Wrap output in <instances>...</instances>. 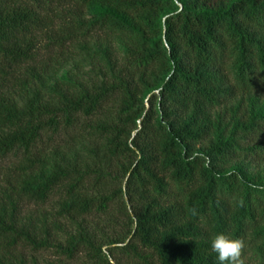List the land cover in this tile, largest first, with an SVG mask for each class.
Here are the masks:
<instances>
[{
    "label": "trees",
    "instance_id": "16d2710c",
    "mask_svg": "<svg viewBox=\"0 0 264 264\" xmlns=\"http://www.w3.org/2000/svg\"><path fill=\"white\" fill-rule=\"evenodd\" d=\"M66 6L89 15H71L85 33L122 40L118 67L107 48L92 52L110 81L59 93L55 104L27 87L21 104L7 98L13 72L33 58L30 37ZM0 76V159H18L21 197L45 203L58 194L69 219L105 214L114 195L125 198L130 242L154 264H217V233L243 240L241 264H264V168L239 159L256 151L241 146L245 138L264 129V108L250 95L264 92V0H0ZM237 93L248 95L242 116L241 103L224 106ZM94 118L88 129L101 141L89 149L99 164L91 186L78 154L57 153L51 167L35 154L45 133ZM119 177L123 187L106 194L102 180ZM10 205L0 206V237L29 238ZM69 245L71 254L77 242ZM126 249L153 264L133 244Z\"/></svg>",
    "mask_w": 264,
    "mask_h": 264
},
{
    "label": "rangeland",
    "instance_id": "374dc122",
    "mask_svg": "<svg viewBox=\"0 0 264 264\" xmlns=\"http://www.w3.org/2000/svg\"><path fill=\"white\" fill-rule=\"evenodd\" d=\"M61 11V17L30 37V55L33 58L13 72L12 80L9 79V84L3 89L7 98L21 104L28 95L25 92L27 87L30 91L39 92L42 103L55 104L59 101V93H80L83 88L99 86L104 78L110 81L108 73L106 77L103 76L108 70L102 54L98 52L93 56L92 52L107 48L117 67L122 62L124 46L121 39L105 36L102 32L87 34L85 29L75 25V19L71 17L77 15V18L84 19L88 18L87 13L76 12L72 6H66ZM250 95L258 97L257 106L264 108V92H252ZM247 96L246 93H237L224 106L241 103L237 115L242 116L246 114ZM144 104L147 107L146 101ZM96 118L102 120L103 116ZM94 122L95 118L80 119L78 126L71 131L53 136L45 133L37 145L39 153L35 154L44 159L49 167L57 153L78 154L81 164L89 166L90 184L95 176L93 170L99 164L98 158L89 151L101 141L99 134L88 129V125ZM241 146L256 148L255 153L242 154L239 159L249 162L253 172L261 171L264 168V129L262 133L245 138ZM17 166L18 159H0V206L10 211V204L15 203L16 229L21 232L25 230L30 237L26 238L21 233H6L0 237V261L3 264H145L144 260L126 249L131 243L144 259L150 255L137 242H130L132 225L124 212L125 198L114 195L105 214L92 212L81 217L65 218L58 213V194L52 195L45 203H34L16 192L19 182ZM114 172V168H111V177ZM101 184L108 195L123 187L120 177L115 181L102 180ZM88 190L92 195V189ZM71 238L77 242V247L70 254ZM86 242L94 249L88 247ZM146 260L153 264L155 262L152 257Z\"/></svg>",
    "mask_w": 264,
    "mask_h": 264
},
{
    "label": "clouds",
    "instance_id": "9594fccd",
    "mask_svg": "<svg viewBox=\"0 0 264 264\" xmlns=\"http://www.w3.org/2000/svg\"><path fill=\"white\" fill-rule=\"evenodd\" d=\"M210 248L216 254L217 264H241L243 240L217 233L210 240Z\"/></svg>",
    "mask_w": 264,
    "mask_h": 264
}]
</instances>
